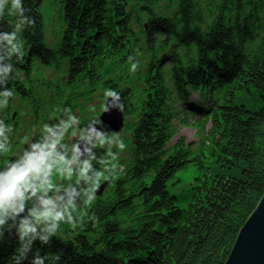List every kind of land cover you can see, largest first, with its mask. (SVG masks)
Returning a JSON list of instances; mask_svg holds the SVG:
<instances>
[{"label": "trees", "instance_id": "16d2710c", "mask_svg": "<svg viewBox=\"0 0 264 264\" xmlns=\"http://www.w3.org/2000/svg\"><path fill=\"white\" fill-rule=\"evenodd\" d=\"M43 2L24 0L32 23L20 32L19 57L5 61L14 66L6 85L13 96L0 119H12L15 100L18 110L33 108L36 122L47 110L59 119L66 110H83L115 79L124 83L113 89L125 105L126 147L113 144L114 157L97 164L116 172L98 184L108 181L103 196L77 208L74 222L62 223L49 244L36 241L33 253L59 254L55 264H225L264 195V0H63L52 44ZM16 23L5 16L0 30ZM130 54L139 61L134 72ZM38 66L54 71L49 95L32 85ZM196 93L199 100L190 101ZM238 93L257 109L236 104ZM178 105L183 123L199 117L209 124L207 148L170 146ZM105 151L102 146L97 155L104 158ZM206 153L222 171L233 166L239 174L202 172L171 194L168 182L189 164L211 171ZM122 154L119 170L114 165ZM6 158L8 152L0 155V165ZM16 246L5 233L0 264H8Z\"/></svg>", "mask_w": 264, "mask_h": 264}, {"label": "clouds", "instance_id": "9594fccd", "mask_svg": "<svg viewBox=\"0 0 264 264\" xmlns=\"http://www.w3.org/2000/svg\"><path fill=\"white\" fill-rule=\"evenodd\" d=\"M24 0H0V22L5 16H15L17 23L10 31L0 30V110L9 105L13 90L7 82L14 72L12 57L21 54V30L32 23L25 16ZM135 51V50H134ZM129 71L134 72L139 61L134 54ZM104 111H124L120 93L106 88L103 93ZM101 119L80 126L79 118L67 111L55 122L44 123L39 134L33 137L14 157L6 158L0 165V243L5 233L15 237L17 246L8 257V264H55L59 254L33 253V245L49 244L62 223H73L74 212L91 202L102 179L111 180L114 170L105 171L97 164L106 163L113 156L111 146L123 150L126 145L118 131L104 127ZM12 126L0 119V155L10 150ZM67 142L68 137H73ZM105 147L104 158L97 155ZM63 176L59 184L55 177ZM73 177L75 180L73 181ZM29 253H32L31 257Z\"/></svg>", "mask_w": 264, "mask_h": 264}, {"label": "rangeland", "instance_id": "374dc122", "mask_svg": "<svg viewBox=\"0 0 264 264\" xmlns=\"http://www.w3.org/2000/svg\"><path fill=\"white\" fill-rule=\"evenodd\" d=\"M62 1L63 0H44L43 2L42 14L44 15V19L47 24L46 39L48 44H52V39L53 37H55V29L58 25L59 12L63 6ZM54 76V71L52 69H45L38 66L37 68H35V72L33 74L34 79L32 85L36 87L38 91L43 88L46 94L49 95V90L46 89V86L48 83L50 84V82L54 79ZM115 83V79L109 80L106 86H103L97 93H95V95L92 96L91 100L85 105L83 110H76L77 108H75L74 111H71L79 118V123L81 118L83 117H87L92 120L98 119L99 115L102 113L105 107V104L103 103L104 90L106 88L116 87L117 91H119L123 88L122 85H124V83H122L121 85H115ZM189 100L197 101L198 97L195 94H192V96L190 95ZM251 100L252 98L249 95L246 94L242 96L241 93H238L235 103H242L246 105L248 109L256 110L257 106H254L253 101ZM18 104L19 101L15 100L11 111L12 119L7 122L12 126L13 129L10 139V150L8 151L9 158L14 157L33 137L37 136L39 134V129L44 123H53L58 120L52 117L51 112L47 110L43 113L42 120L36 122V120L38 119L33 108L30 107V105H21V110H18L16 109V106ZM177 112L178 118L174 123L176 136L171 141L170 146H175L176 144L181 143L185 147H190L192 151L195 150V152L201 147L207 148V130L209 128V124L207 125L206 123L205 125H202L199 117L190 118L189 123H183L182 121L184 120L186 115L179 105L177 106ZM16 120L18 121V123H16ZM12 121H14L15 123H12ZM13 124L15 125L13 126ZM122 133L123 132H120V135H122ZM74 135L75 134H73V137H68L67 142H71V140L74 138ZM116 155H118V153H116ZM125 157V154L116 157L118 158V162L116 165H114V167H117L119 170L125 168ZM204 162L206 164V167H209V169L211 170L210 172L205 170H198V166H195V164H189L185 169L180 170L176 174L175 179L168 182L169 192L174 195L179 194L182 190L187 188L191 184V182H193L194 179L202 172H206L212 175L222 171V168H220V162L214 156L209 155L207 157L206 153ZM109 167L104 169L105 174H107L109 170H113V168L110 169ZM229 168L231 170H228L226 168L222 172L232 174L234 176L239 174L238 169H236L235 167L232 166ZM61 178L65 177L57 176L55 177V181L57 183H60ZM99 186L100 185H98L97 188Z\"/></svg>", "mask_w": 264, "mask_h": 264}, {"label": "water", "instance_id": "95a60500", "mask_svg": "<svg viewBox=\"0 0 264 264\" xmlns=\"http://www.w3.org/2000/svg\"><path fill=\"white\" fill-rule=\"evenodd\" d=\"M98 119L112 131L121 132L125 125L124 112L116 109L103 110ZM107 186L108 182L105 181L97 188L96 196H103ZM225 264H264V195L238 233Z\"/></svg>", "mask_w": 264, "mask_h": 264}, {"label": "bare ground", "instance_id": "6f19581e", "mask_svg": "<svg viewBox=\"0 0 264 264\" xmlns=\"http://www.w3.org/2000/svg\"><path fill=\"white\" fill-rule=\"evenodd\" d=\"M125 126V125H124ZM124 129V128H123Z\"/></svg>", "mask_w": 264, "mask_h": 264}]
</instances>
